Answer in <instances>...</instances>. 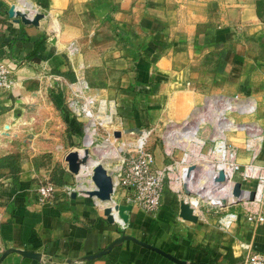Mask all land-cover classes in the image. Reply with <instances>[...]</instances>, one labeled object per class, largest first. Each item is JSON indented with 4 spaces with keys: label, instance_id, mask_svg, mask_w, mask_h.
<instances>
[{
    "label": "crops",
    "instance_id": "crops-1",
    "mask_svg": "<svg viewBox=\"0 0 264 264\" xmlns=\"http://www.w3.org/2000/svg\"><path fill=\"white\" fill-rule=\"evenodd\" d=\"M28 2L31 8H23L20 0H0V60L14 68L16 80L9 92H0V106L15 97V106L24 109L14 126L22 118L27 122V112L33 108L31 120L49 121L42 142L47 147L59 131L66 132L73 146L69 150L84 146V120L70 114L66 104L70 88L76 85L51 82L38 88L28 80L38 77L45 67L66 72L65 57L69 58V46L73 45V69L84 68L95 89L88 105L97 104L102 96L110 98L126 132L169 118L184 120L208 92H215L245 104L240 106L253 105L244 135L253 142L255 163L264 165V0ZM12 4L30 16L41 12L43 18L38 25L15 22L7 13ZM100 70L109 74L98 77ZM36 88L45 89L50 96L47 113L40 117L37 105L43 94ZM14 117V112L0 114V139L8 128L5 123ZM8 147V142L7 146L0 142V152ZM236 152L240 164L250 160L246 144ZM153 155L156 168L169 162L165 152L162 156L154 149ZM63 180L64 184L55 185L53 195L41 202L39 183L28 170H22L18 179L0 178V254L6 248L41 254L36 260L11 252L0 264H67L68 260L71 264H178L130 240L102 257L79 261L122 232L187 264H241L245 246L264 254V222L254 225L243 216L228 226L201 217L196 222L183 220L175 199L174 212L170 208L168 185L154 220L140 216L141 208L132 206L121 229L117 222L106 220L95 198L76 189L75 197L71 195L74 191L66 194L64 188L71 185ZM242 185L250 188L253 181ZM117 202L123 203L121 199Z\"/></svg>",
    "mask_w": 264,
    "mask_h": 264
},
{
    "label": "rangeland",
    "instance_id": "rangeland-1",
    "mask_svg": "<svg viewBox=\"0 0 264 264\" xmlns=\"http://www.w3.org/2000/svg\"><path fill=\"white\" fill-rule=\"evenodd\" d=\"M5 1L13 2L17 0ZM20 1L21 3H29V0ZM72 47L74 46H69V58L65 57L67 65L69 66V69L66 72L59 73L58 71L46 69L45 67L42 68V72L38 77H28V80H32L31 84H38V88H40V84L44 86V84H50L51 82H56L57 84H71L70 86L73 84L76 85L75 89L70 88L69 100L66 104H68L67 108L70 114L73 116L82 117L84 120V132H82V134H85V137L83 141L86 145H89L88 147L90 149L92 158L91 161H89V163L84 167H89V169L87 170L84 168V170L80 171L81 174L79 173L77 176L68 172L67 163L63 160V156L69 150V148H72L73 146L67 140L66 132L60 133L59 131L55 133L56 135L52 146L50 148L47 147V145L42 142L44 141L43 136L49 129V121L43 118L41 120H31V115L34 111L33 108L27 112V122L22 118L25 123H23L21 120L17 125L14 126L13 124H15L16 121L22 117L21 113H23L22 111H24V109H22V107L19 105L15 106V102L17 100L15 97L11 96V102L7 103L5 106H0V114L3 113L6 116L7 113H15V117L12 122L5 123L8 128L3 129L6 134L1 138L2 140L0 139V142H5V146H7L8 142L9 146L5 152H0V178L8 177L12 179H18V176L22 170H28L33 174V178L38 181L39 185L49 182L56 186H60L64 184V178L67 180L66 182H68L72 187H75L76 190H80L82 193V189L87 190V187L89 188L93 186L90 180L92 169L90 167H93V165L99 161L103 164L107 171L114 176L115 170L119 164L120 156L123 155L126 149H132L133 145L135 143L137 144L139 138H141L140 136L142 133L139 134L140 130L130 132L123 130L124 128H122L121 121L117 116L114 103L112 100H110V98L102 96L101 101L98 100L97 104L94 105L92 103L91 105H88L89 100L94 98L95 89L92 88V83L88 82L86 74H84L83 71L84 68L77 72L75 69H73V65H76V62L72 59L73 54L75 53V49H72ZM11 69L13 71L14 68L11 67ZM108 74L109 72L106 73L100 70V73H98L97 76L102 77ZM82 79L87 82L89 88L79 92L77 90V86H79ZM14 81L16 82L11 73L10 87ZM9 88L0 92H6L7 90L9 92ZM38 88H36L38 94L41 91L43 94V97L39 98L37 105L41 107V115H39L40 117L47 113L45 107L50 105V96L47 94L45 89L39 90ZM100 102L102 103L100 104ZM229 104L234 105L233 108L236 110H228L230 109ZM240 105L245 104H240L239 102L226 98H221L215 92L213 94L208 92L207 97L201 99V101L192 109V112L188 114L184 120H175L173 118H169L168 120L161 121L159 123L153 124L151 127L143 129V132L147 133L145 138L146 147L152 153L154 149H156L158 154H160V152L162 153V156L164 152L168 150L171 151L172 157L167 158L169 159L170 163L177 164L179 167L186 164L180 162L184 153L187 155L189 164L203 165L202 157H200L201 155H203L205 158L207 157V160L217 162L218 151L215 153H212L211 151L214 150L213 148L217 144L219 145L218 148L220 147L222 141L221 139L231 146L235 152L237 151V148L242 150L243 146L246 144V140L248 141L250 139L244 135V131L247 130L245 129V123L251 118L250 111L247 110L244 111V113L238 110L239 107H241ZM83 107L85 108L84 110ZM90 114L93 117H89L88 115ZM229 122H232L239 128L244 129L224 130V127ZM191 125L197 126H195V129L192 128L189 135L193 136L196 131L197 139L203 142L202 146H199V144L197 145V143L194 141L196 139L188 141L183 147L169 143L168 139L171 138L170 142L174 141L172 138L177 135L175 132L181 131L182 126L183 128H187ZM2 128L3 127H1V129ZM117 131L120 134L119 137L114 135V132ZM169 134H171L170 137L168 136ZM213 137H216V139ZM3 139L5 141H3ZM86 141H88V144ZM78 145L79 147H76L77 149L81 150L84 147L81 144ZM108 152H110L108 154L109 156L103 158V154ZM24 165H28L29 167L27 169H23ZM215 168L211 169L215 170ZM177 169L178 167L175 169V173H177ZM203 172L204 171L201 170L199 176H202ZM167 185L168 184L166 182L165 187ZM169 185L172 190L171 191L169 189V192L172 195H168L171 200L170 208L172 209V212H174L173 210L176 206L175 202H173V199H175L177 204H180V201L187 203L191 202L195 214L198 216L197 219L201 217L204 219L213 220L215 223H219V220L228 214L242 216L249 212L247 210V208H249V204L244 203V201L228 204L227 206L222 207L220 204L218 205L212 203V201H218L208 199L207 197L202 199L201 197L196 196L194 193L186 195L183 186L176 183L175 181ZM202 186H199L200 189L203 188ZM214 192L217 195V191L213 190V193ZM166 194L167 192L165 193V196ZM120 197L121 190L118 189L115 192L114 198L112 200L117 202V200H120ZM164 205L165 204H163V206ZM158 210L152 214H149L146 211L139 209L138 214L145 218L154 220L158 215ZM116 224L121 229H124L126 226L119 224L118 222Z\"/></svg>",
    "mask_w": 264,
    "mask_h": 264
},
{
    "label": "built area",
    "instance_id": "built-area-1",
    "mask_svg": "<svg viewBox=\"0 0 264 264\" xmlns=\"http://www.w3.org/2000/svg\"><path fill=\"white\" fill-rule=\"evenodd\" d=\"M11 73V66L0 60V91L6 90L10 87ZM88 88L87 82L82 79L79 84V89L77 90L81 92L82 90ZM90 101L91 100H89V102ZM84 109L85 108L83 107V110ZM141 133L143 135L145 132L140 130L139 134ZM145 138L143 139V143L140 145L135 143L132 149H126L123 155L120 156L119 164L115 170V175H111L113 179L112 199L115 192L120 189V199L123 202L122 204H131L132 206H137L148 213H152L160 206L166 182L169 187V184H171L173 181L182 185L183 187H186L187 184L182 175L183 168H187L184 175V177H187L192 169H195V171L199 173V171L196 169L200 168L201 166L197 164H189L187 155L184 153L180 160L181 163H186L184 166L179 167L177 164L167 162L162 168H156L154 166V155L146 147ZM202 144L203 142L201 141L199 146H202ZM246 145L247 149L251 151V154L250 160L243 164H240L237 161L236 152L227 143L223 142L222 146L219 148L218 144L215 145L213 148L214 150L211 149V152L215 153L218 151L217 162L211 160L209 161L216 165L218 163H222L224 166L220 168L216 167L215 173L214 171L208 173V177H211L212 179L211 184L218 186L219 183L214 182V179L218 176L217 173L221 170H223L224 173H226V171H230L229 180L233 182V185L235 182H240L242 192L248 195L250 191H253V199L244 201V203L249 204V208H247L249 212L242 216L254 225H257L264 222V165L255 163L256 154L254 151H252L254 149V145L250 139L246 142ZM171 154L172 152L169 150L165 152V155L168 158L172 157ZM190 166H193V168L188 171ZM177 167V173H175V169ZM247 181H253V186L250 188L243 187V182ZM74 189V187L68 186L64 188V191L66 194L70 195ZM219 189V187L216 188V190ZM54 192L55 185L49 182L43 183L37 187L38 199L41 202L49 199ZM195 195L197 196V194ZM188 204L192 207L193 212L195 213L191 202ZM239 217L240 216H237L236 214H228L224 218H221L218 224L221 226H228L232 221L237 220ZM245 247L247 252L241 264H264V254L249 250L247 246Z\"/></svg>",
    "mask_w": 264,
    "mask_h": 264
},
{
    "label": "water",
    "instance_id": "water-1",
    "mask_svg": "<svg viewBox=\"0 0 264 264\" xmlns=\"http://www.w3.org/2000/svg\"><path fill=\"white\" fill-rule=\"evenodd\" d=\"M8 16L10 18H13L15 22H22L23 24H32V25H38V22L40 19L43 18V13L34 11L33 15L30 16L29 13L26 11L18 8L15 4H12L8 10H7ZM244 126V125H243ZM127 131V130H126ZM114 135L119 137V132H114ZM89 145H86L84 142V147L80 150L77 148L71 149L67 151L64 156L63 160L67 163V170L69 173L77 176L79 175L81 168L86 166L89 161H91V154L90 149L88 147ZM193 168V166H190L188 168V171H190ZM90 180L93 184L92 189L82 190V192L92 198H95L97 201L104 204V206L101 207L103 215L105 216L106 220L109 223H115L117 222V219H119L122 223V225L127 224L128 221V213L132 209L131 204H120L112 200V194H113V179L111 174L107 171V169L103 166L101 162H96L92 169L90 174ZM215 183H219L218 187L221 188L224 186L225 183V177L222 171L219 172V175L214 179ZM184 192L186 195H190L192 193L197 194L196 192H193L189 189H187L185 186ZM233 192L235 194H240L242 192L241 190V184L240 182H235ZM77 194L76 191L72 192V197H75ZM254 196V192L250 191L249 196L246 198L237 197L229 202H222L220 203V206L225 207L228 204H234L238 203L240 201H248L252 200ZM214 204H218V202H213ZM179 217L183 220L189 221V222H196L197 221V215L193 212L192 207L184 201H180L179 205ZM130 240L144 248H147L149 250L155 251L156 253L166 257L167 259L178 263V264H187L184 260H179L175 256L169 254L168 252L162 250L161 248H158L154 245H151L145 241L138 240L137 238L130 236L128 234H125L122 232L119 237L114 239L111 243H109L107 246L102 248L101 250L93 253L88 254L79 259V261H89L92 259H96L99 257H102L106 254H108L114 247L121 245L124 241ZM16 252L23 257L32 258L36 260L41 259V254L38 252L33 251H27L22 249H16V248H6L1 251L0 254V263L3 260V258L11 253ZM72 261L68 260L67 264H71ZM199 264H216L213 262H205V263H199Z\"/></svg>",
    "mask_w": 264,
    "mask_h": 264
},
{
    "label": "bare ground",
    "instance_id": "bare-ground-1",
    "mask_svg": "<svg viewBox=\"0 0 264 264\" xmlns=\"http://www.w3.org/2000/svg\"><path fill=\"white\" fill-rule=\"evenodd\" d=\"M22 3H23V8H31V6L29 4H27L25 2H22ZM229 105H230V109H228V110H230V111L231 110H236L235 108H233L234 105H232V104H229ZM252 109H253V105H251V106H247L246 105L245 107H243V106L239 107L238 110L244 112V111H247V110L248 111H251ZM195 126H197V125H195ZM195 126L191 125V126H188L187 128H183V126H182L181 127L182 128L181 131L175 132L177 135L172 138V139H174V141L170 142L171 141L170 140L171 138L168 139L169 143L170 144L178 145L180 147H183V146H185V144L188 141H191L193 139H196L194 141L197 143V145L198 144H201V140H198L197 137H196V134H197L196 131H195V134L193 136H190L189 135V133L191 132L192 128L195 129ZM232 129L236 130V129H244V128H239L237 125H235L232 122H229L224 127V130H232ZM145 136H146V133H144L141 136V138H139V141L137 142V144L139 143L138 145H140L141 143H143V139L145 138ZM168 136L170 137L171 134H169ZM213 138L216 139V137H213ZM221 140L222 141H221L220 147L222 146V144L224 142L223 139H221ZM109 153L110 152L103 154V158L108 157L109 156L108 155ZM200 157H202V164L203 165H200L202 167H200V168H198L196 170L199 171V173H200L201 169L204 170L202 176H199L200 174L197 173L195 171V169L194 170L192 169V171L188 174V176L187 177H184L187 168H185V167L183 168L182 175H183V178H184V180H185V182L187 184V186H186L187 189H191L192 188L194 190H192V189L191 190L194 191V192H196L197 193V196L201 197L202 199H204V198L207 197L208 199H212V200L218 201L219 204L222 203V202H224V201L225 202H229V201L237 198L238 196L241 197V198H246V197L249 196L248 194H246L244 192H241L240 194H235L233 192L234 185H233V182L229 180L230 171H226V173H224V171L221 170L223 172V174H224V177H225V183H224V186L223 187H221L219 190H216V188L218 186H215V184H211L212 183V179H211V177L210 178L208 177V173L213 172V171L215 173V170H212L211 168H215V167L220 168V167H223L224 165L222 163H218L217 165L216 164H213L209 160H207L203 155H201ZM84 168L85 167H82L81 168V171L84 170ZM90 168H92V167H90ZM85 169L88 170L89 167H87ZM219 172L217 173V175H219ZM200 185L201 186L204 185V186H202L203 188L200 189V187H199ZM92 188H93V186L92 187H89V188L87 187V189H92ZM213 190L217 191V195H216L215 192L213 193ZM98 204L101 207L104 206V204L101 203V202H99V201H98ZM117 222L119 224H122L119 219H117Z\"/></svg>",
    "mask_w": 264,
    "mask_h": 264
}]
</instances>
